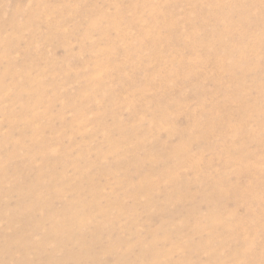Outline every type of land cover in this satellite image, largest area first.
<instances>
[{
	"label": "rangeland",
	"instance_id": "374dc122",
	"mask_svg": "<svg viewBox=\"0 0 264 264\" xmlns=\"http://www.w3.org/2000/svg\"><path fill=\"white\" fill-rule=\"evenodd\" d=\"M0 264H264V0H0Z\"/></svg>",
	"mask_w": 264,
	"mask_h": 264
}]
</instances>
